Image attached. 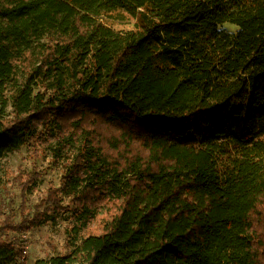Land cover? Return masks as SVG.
Returning <instances> with one entry per match:
<instances>
[{"label":"trees","instance_id":"trees-1","mask_svg":"<svg viewBox=\"0 0 264 264\" xmlns=\"http://www.w3.org/2000/svg\"><path fill=\"white\" fill-rule=\"evenodd\" d=\"M22 146L63 173L0 264L62 212L32 264H264V0H0V160Z\"/></svg>","mask_w":264,"mask_h":264},{"label":"rangeland","instance_id":"rangeland-1","mask_svg":"<svg viewBox=\"0 0 264 264\" xmlns=\"http://www.w3.org/2000/svg\"><path fill=\"white\" fill-rule=\"evenodd\" d=\"M115 30H126L133 27V20H117L113 22ZM223 26L231 31L236 26L225 23ZM49 158L33 151L29 146L10 153L0 160V222L4 221V213L10 215V223L17 225L24 217H31L36 209H43L44 198L50 187L59 184L63 166L49 168ZM29 175L33 179V189L27 187ZM70 213L62 212L39 226L22 229H8L25 249L27 264L38 258H48L66 252V230Z\"/></svg>","mask_w":264,"mask_h":264}]
</instances>
